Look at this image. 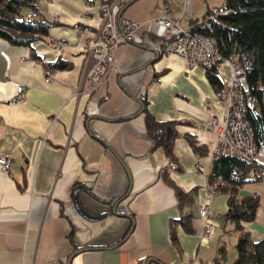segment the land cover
Returning a JSON list of instances; mask_svg holds the SVG:
<instances>
[{
    "label": "crops",
    "instance_id": "crops-1",
    "mask_svg": "<svg viewBox=\"0 0 264 264\" xmlns=\"http://www.w3.org/2000/svg\"><path fill=\"white\" fill-rule=\"evenodd\" d=\"M100 3L37 0L40 16L52 23L45 41L28 48L0 39V156L11 161L8 174L0 171V264H215L228 231L238 236L221 217L227 196L209 192L215 135L206 123L223 114L216 89L205 69L159 49V26L155 35L141 31V44L119 47L112 69L87 94L81 49L100 40ZM221 4L127 0L121 15L189 28ZM56 43L66 44L61 56ZM57 60L67 68L50 65ZM214 74L220 84L229 77L223 65ZM19 85L25 98L11 103ZM145 113L176 123L175 168L162 149L151 150ZM163 176L190 193L182 211ZM238 194L259 197L254 221L243 226L252 240L264 238V184L246 183ZM206 205L211 238L199 217ZM181 212L191 214L192 233L173 223Z\"/></svg>",
    "mask_w": 264,
    "mask_h": 264
},
{
    "label": "trees",
    "instance_id": "trees-1",
    "mask_svg": "<svg viewBox=\"0 0 264 264\" xmlns=\"http://www.w3.org/2000/svg\"><path fill=\"white\" fill-rule=\"evenodd\" d=\"M23 7L31 9L29 17L21 14ZM51 25V22L40 16L37 0H0V39L12 46L31 48L34 43L45 41ZM189 31L210 39L222 59L236 57L248 87L245 97L246 117L253 130L256 145H264V110L261 106V88H264V0H222L221 6L209 17L200 21L190 20ZM50 65L60 70L67 68L60 60ZM218 67L205 68L207 78L216 92L222 86L214 74ZM145 126L152 143L151 150L162 149L169 163H173L176 123L155 120L145 113ZM189 142L194 151L199 152L195 141ZM252 172L264 176V163L257 166L253 161L225 156L213 160L212 171L208 175L209 189L227 196V209L221 216L222 219L233 225L238 233L236 257L230 264H264V238L252 240L243 226L254 221L259 197L238 194L244 184L259 182L258 178H251ZM163 178L174 188L178 208L182 211L183 206L191 202L190 193L179 190L167 176ZM173 223L180 225L186 233L193 232L191 214L181 212ZM170 241L176 243L173 229L170 231ZM224 261L225 249L220 248L219 257L214 263L225 264Z\"/></svg>",
    "mask_w": 264,
    "mask_h": 264
},
{
    "label": "built area",
    "instance_id": "built-area-1",
    "mask_svg": "<svg viewBox=\"0 0 264 264\" xmlns=\"http://www.w3.org/2000/svg\"><path fill=\"white\" fill-rule=\"evenodd\" d=\"M127 0H101L99 14L101 17L100 40L82 46L85 60V92H94L113 67L116 50L126 44H141V31L156 34L159 26L164 29V35L159 38V49L167 54L181 58L188 67L213 68L226 64L231 71V78L225 81L216 92V97L223 109L220 121L213 114L206 123L209 131H213L215 142L210 152L212 160L231 156L247 162H255L258 166L264 163V145L257 146L253 130L246 117L245 97L248 87L243 71L237 64L236 57L222 59L213 42L207 37L191 33L189 28H182L177 21L167 18L150 19L143 23L132 21L121 15ZM66 44L56 43L58 56L63 53ZM46 80L50 79V71L45 72ZM262 91V108L264 110V88ZM25 98L24 87L17 86L16 94L10 100L18 104ZM11 161L0 156V171L8 174ZM175 168V164L169 163ZM197 171L203 173V168L197 165ZM251 178L259 179L264 184V176L252 172ZM211 195H216L214 189H209ZM199 217L205 220L204 232L207 237L214 234V226L210 222V210L206 205L199 210Z\"/></svg>",
    "mask_w": 264,
    "mask_h": 264
},
{
    "label": "rangeland",
    "instance_id": "rangeland-1",
    "mask_svg": "<svg viewBox=\"0 0 264 264\" xmlns=\"http://www.w3.org/2000/svg\"><path fill=\"white\" fill-rule=\"evenodd\" d=\"M26 9H27V11L30 12V8L23 7L21 9V13L23 11H25ZM220 65H223V66H225L228 69V71H229V77L227 79V81H228L231 78L230 68L226 64H224V63H221ZM228 233H229L228 236L227 235L224 236V246H225V249H226V256H225V261H224L225 264H230L235 259V257H236L235 244H236V241L237 240L235 239V236L232 234V231H228ZM228 239H229V242H228Z\"/></svg>",
    "mask_w": 264,
    "mask_h": 264
},
{
    "label": "water",
    "instance_id": "water-1",
    "mask_svg": "<svg viewBox=\"0 0 264 264\" xmlns=\"http://www.w3.org/2000/svg\"><path fill=\"white\" fill-rule=\"evenodd\" d=\"M154 261V260H153ZM156 264H161V263H158V262H156V261H154Z\"/></svg>",
    "mask_w": 264,
    "mask_h": 264
}]
</instances>
